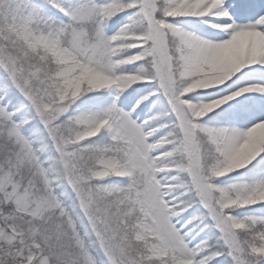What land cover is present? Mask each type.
<instances>
[{
	"label": "snow or ice",
	"instance_id": "obj_1",
	"mask_svg": "<svg viewBox=\"0 0 264 264\" xmlns=\"http://www.w3.org/2000/svg\"><path fill=\"white\" fill-rule=\"evenodd\" d=\"M0 264H264V0H0Z\"/></svg>",
	"mask_w": 264,
	"mask_h": 264
}]
</instances>
